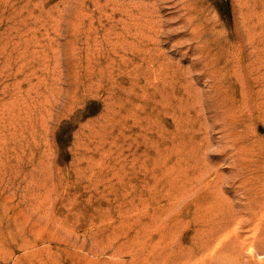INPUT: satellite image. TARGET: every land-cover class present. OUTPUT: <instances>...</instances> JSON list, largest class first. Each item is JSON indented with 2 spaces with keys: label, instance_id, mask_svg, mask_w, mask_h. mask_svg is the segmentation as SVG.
<instances>
[{
  "label": "rangeland",
  "instance_id": "374dc122",
  "mask_svg": "<svg viewBox=\"0 0 264 264\" xmlns=\"http://www.w3.org/2000/svg\"><path fill=\"white\" fill-rule=\"evenodd\" d=\"M0 264H264V0H0Z\"/></svg>",
  "mask_w": 264,
  "mask_h": 264
},
{
  "label": "bare ground",
  "instance_id": "6f19581e",
  "mask_svg": "<svg viewBox=\"0 0 264 264\" xmlns=\"http://www.w3.org/2000/svg\"><path fill=\"white\" fill-rule=\"evenodd\" d=\"M207 256V255H206Z\"/></svg>",
  "mask_w": 264,
  "mask_h": 264
}]
</instances>
